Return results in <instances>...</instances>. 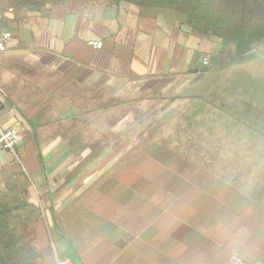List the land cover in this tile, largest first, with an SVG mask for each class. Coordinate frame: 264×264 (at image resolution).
I'll list each match as a JSON object with an SVG mask.
<instances>
[{
    "label": "crops",
    "instance_id": "0c3cea01",
    "mask_svg": "<svg viewBox=\"0 0 264 264\" xmlns=\"http://www.w3.org/2000/svg\"><path fill=\"white\" fill-rule=\"evenodd\" d=\"M24 20L0 54V128L14 127L23 142L15 152L0 150V167L20 162L43 175L40 149L53 147L49 142L68 149L96 146L71 140L81 116L96 109L99 91L116 100L149 99L161 77L183 78L178 90H185L192 71L202 70L191 35L152 12L56 0ZM93 40L103 47L95 48ZM194 49L202 48L198 43ZM258 50L264 55V42ZM97 158L87 157L88 167ZM107 169L97 176L103 182L90 187L95 192L88 191V207H54L53 223L40 225L39 264H264V197L209 182L182 158L167 167L173 180L185 183L182 191L172 181L161 186L156 171L128 182L127 172ZM92 193L103 198L94 201Z\"/></svg>",
    "mask_w": 264,
    "mask_h": 264
},
{
    "label": "rangeland",
    "instance_id": "374dc122",
    "mask_svg": "<svg viewBox=\"0 0 264 264\" xmlns=\"http://www.w3.org/2000/svg\"><path fill=\"white\" fill-rule=\"evenodd\" d=\"M55 1L0 0L2 28L13 33L25 26V17ZM95 1L174 21L191 35L193 58L202 70L192 71L185 90H178L183 78L161 77L149 99L116 100L99 91L96 109L81 116L80 132L71 140L96 146L59 148L50 140L53 147L40 149L43 175L20 162L0 167V264H39L40 225L53 223L54 207H88V191L103 182L97 176L107 168L127 172L128 182L139 172L156 171L161 186L172 181L182 191L185 183L173 180L167 169L182 158L200 167L209 182H228L264 197V55L258 50L264 42V0ZM29 86L21 85L19 94ZM75 155L79 161L70 159ZM93 156L109 158L88 167L85 159Z\"/></svg>",
    "mask_w": 264,
    "mask_h": 264
},
{
    "label": "built area",
    "instance_id": "2783aa9c",
    "mask_svg": "<svg viewBox=\"0 0 264 264\" xmlns=\"http://www.w3.org/2000/svg\"><path fill=\"white\" fill-rule=\"evenodd\" d=\"M2 25L3 17L0 14V54L5 53L9 50L13 40V33L7 29H3ZM90 43L98 49H101L103 47L102 41L93 40ZM205 62H207L206 58ZM22 142L23 138L20 132L14 127L0 128V150L15 152L19 149ZM59 264H67V262L60 261Z\"/></svg>",
    "mask_w": 264,
    "mask_h": 264
}]
</instances>
